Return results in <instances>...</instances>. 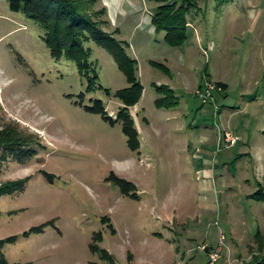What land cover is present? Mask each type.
I'll return each mask as SVG.
<instances>
[{"label":"rangeland","instance_id":"1","mask_svg":"<svg viewBox=\"0 0 264 264\" xmlns=\"http://www.w3.org/2000/svg\"><path fill=\"white\" fill-rule=\"evenodd\" d=\"M130 3L116 36L144 86L131 108L136 151L120 122L89 109L102 101L116 118L123 106L115 94L130 85L114 58L91 43L99 80L89 92L75 63L52 58L44 30L0 0V128L35 139L26 163H0V185H17L0 199V240L16 238L0 247L9 264H206L213 249L217 264H250L264 254V202L251 198L264 188V0H200L180 47L145 25L155 0ZM209 83L227 87L206 99ZM162 85L169 108L155 103ZM227 132L241 141L226 145Z\"/></svg>","mask_w":264,"mask_h":264},{"label":"trees","instance_id":"2","mask_svg":"<svg viewBox=\"0 0 264 264\" xmlns=\"http://www.w3.org/2000/svg\"><path fill=\"white\" fill-rule=\"evenodd\" d=\"M7 1L12 11L23 13L44 30L43 40L53 59L56 61L68 60L76 64L80 75L87 80V90L89 92H93L98 88L99 80L98 71L92 61L91 43H95L106 50L114 58L130 85L115 94V97L120 99L123 106H121L116 118L109 115L102 101H96V106L89 109L96 111L112 124L120 122L123 133L128 139L129 147L136 151L139 148V133L135 126L131 108L141 101L144 86L139 77L138 61L127 51L128 43L117 38L118 29L114 32H108L105 28L111 24L107 7L96 10L95 6L99 0ZM199 1L182 0L178 2L175 0L172 2V0H155L159 6L154 10L152 24L157 33L166 32V43L175 47L184 44L187 38L186 28L191 24L189 17L198 8L200 10ZM154 66L156 65L154 64ZM217 85L223 88L227 87L223 83ZM157 92L159 97L155 103L158 108H169L176 104L172 97L173 94L166 86H160L157 88ZM34 140L33 136H24L16 126L7 125L0 128V163H6L10 160L26 163L24 158L32 156V150L29 148L35 142ZM25 182L26 180L18 182L20 189H24ZM16 188L15 183L0 185V199L9 192L15 191ZM132 196L135 197L134 194ZM251 198L264 202V188L260 183L258 184V191ZM40 229L34 228L30 233L38 232ZM15 239V237H12L0 240V247L3 248L6 243ZM255 239L259 250L263 253L264 234L258 231ZM0 264L9 263L2 256ZM250 264H264V254L254 255Z\"/></svg>","mask_w":264,"mask_h":264},{"label":"crops","instance_id":"3","mask_svg":"<svg viewBox=\"0 0 264 264\" xmlns=\"http://www.w3.org/2000/svg\"><path fill=\"white\" fill-rule=\"evenodd\" d=\"M130 1L131 0H103V7H107V9H108V18H109V20H110V22H111V24H112V27H114L113 28V30L115 31L116 29H118L119 31H118V36H120L121 35V28H122V26L121 27H119L118 26V23H119V19H120V17H121V14L122 13H125V9H123L122 7H123V3H126V4H131L130 3ZM159 6V5H158ZM157 6V7H158ZM156 7V8H157ZM156 8H146V11L148 12H144L145 13V15H144V21H145V25H149L150 26V29H149V32L152 34V33H157L156 32V28L153 26V24H152V22H153V13H154V10L156 9ZM154 9V10H153ZM143 23L142 22H139L138 24H137V27H141V25H142ZM114 25V26H113ZM121 40V39H120ZM121 41H124V40H121ZM165 41V40H164ZM184 61L185 60H183L182 59V57H180L179 58V60H178V62H180V63H184ZM153 61H151V63H152ZM165 62H168L167 60H165ZM171 78L169 79V83H168V86H172V82L174 83V77L173 76H170ZM218 144H219V141H218ZM207 145V144H206ZM197 149V148H196ZM228 149H231V148H228ZM194 150H195V148H194ZM197 151H198V149H197ZM205 151H210V150H204V152ZM195 152H196V150H195ZM211 153V152H210ZM193 154V153H192ZM249 155V156H252L251 155V153L250 152H248V153H242L241 154V156H243V155ZM199 156L198 155H196V154H193V158L195 159V158H198ZM215 162H208V164H214ZM205 173H206V175L207 176H209V177H212V176H216L217 177V174L216 173H214L213 171H206V172H204V175H205ZM222 176H226V175H222ZM216 177H212V178H208V179H215ZM227 177V176H226ZM206 181H212V180H206ZM222 181V183H224L223 182V180H221ZM212 183H213V185H214V189H216V184L218 183V181H212ZM224 184H226V186L224 187V185H222V188H229L230 190H232L233 188H232V186H230L231 184H229V181H228V179H226V181H225V183ZM230 186V187H229ZM212 188V187H211ZM210 186H209V192H210ZM223 195H225V194H223ZM252 195V194H251ZM249 196V195H248ZM207 264V263H206Z\"/></svg>","mask_w":264,"mask_h":264},{"label":"built area","instance_id":"4","mask_svg":"<svg viewBox=\"0 0 264 264\" xmlns=\"http://www.w3.org/2000/svg\"><path fill=\"white\" fill-rule=\"evenodd\" d=\"M215 88H217V85H214L213 83L208 84V91H207L208 95L206 96V99L209 98V96L211 95V91H213ZM198 93L202 94L201 91H198ZM240 141H241V139L239 137L234 136L230 132H227L225 134V144L230 146V147L236 146ZM224 239H222V240H224ZM203 249L206 250L207 247L203 246ZM219 259H220L219 252L216 251V249H213V251L209 254V260H208L207 264H217Z\"/></svg>","mask_w":264,"mask_h":264}]
</instances>
